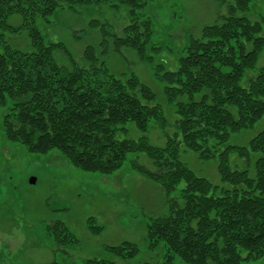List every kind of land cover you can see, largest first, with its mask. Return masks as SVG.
<instances>
[{"label": "trees", "instance_id": "obj_1", "mask_svg": "<svg viewBox=\"0 0 264 264\" xmlns=\"http://www.w3.org/2000/svg\"><path fill=\"white\" fill-rule=\"evenodd\" d=\"M150 1L0 0V29L24 32L29 40V48L22 49L0 33L5 137L31 152L57 151L74 167L104 175L119 171L128 155L146 154L152 167L133 160L132 169L158 184L166 196L168 213L151 217L146 225L148 248L162 251L163 264L262 259L264 127L249 145H231L229 140L264 118V66H257L264 50V16L252 20L246 15L251 0H216L226 14L181 49L176 70H166L147 54L153 23L143 11ZM102 4L128 8L130 22L114 34L113 50H135L166 83L167 99L177 115L172 134L166 131L170 123L155 92L136 74H113L91 46L77 60L63 42L46 40L38 27V21L48 20L57 9ZM13 15L21 18L17 26L9 23ZM101 48V54L109 52L105 39ZM129 123L143 136L128 138ZM153 124L165 133L164 146L150 143L146 133ZM183 149L216 160L222 183L215 185L190 169L181 159ZM87 224L92 234L103 230L95 218ZM47 230L59 248L79 244L64 222ZM108 249L120 259L140 252L133 242Z\"/></svg>", "mask_w": 264, "mask_h": 264}, {"label": "rangeland", "instance_id": "obj_2", "mask_svg": "<svg viewBox=\"0 0 264 264\" xmlns=\"http://www.w3.org/2000/svg\"><path fill=\"white\" fill-rule=\"evenodd\" d=\"M143 13L153 23L148 56L154 58V64L176 70L181 49L191 38L200 37L206 25L226 14V9L216 0H151ZM246 15L260 20L264 16V0H251ZM92 21L97 26H92ZM128 22L126 6L102 4L79 7L76 11L57 9L48 20L38 21V27L46 40L63 42L77 60L81 61L85 49L91 46L113 74H136L155 92L156 103L170 123L166 131L172 134L177 115L167 99L166 83L135 50H113L114 34L120 33ZM9 23L17 26L21 18L13 15ZM0 33L12 46L29 48L24 32L0 29ZM104 39L109 46L107 54H101ZM153 46L159 50H152ZM257 66H264V50ZM2 118L0 112V264H98L95 260L105 261L103 264H163L162 251L148 248L146 225L151 217L168 213L166 196L158 184L132 169L133 160L152 167L146 154L128 155L122 168L111 175L83 171L57 151L35 153L9 141L3 132ZM127 127L128 138L143 136L133 123ZM263 127L264 118L254 128L232 134L229 143L249 145ZM146 135L151 144L165 145L166 136L159 125L153 124ZM236 158L235 155L231 158L232 165ZM181 159L197 175L215 185L222 183L216 160H203L184 149ZM91 217L103 227L98 235L88 228L87 220ZM58 221L65 223L79 244L62 249L53 243L47 226ZM124 242L135 243L140 249L138 255L120 259L108 249ZM175 264L186 263L177 260ZM242 264H264V257Z\"/></svg>", "mask_w": 264, "mask_h": 264}, {"label": "water", "instance_id": "obj_3", "mask_svg": "<svg viewBox=\"0 0 264 264\" xmlns=\"http://www.w3.org/2000/svg\"><path fill=\"white\" fill-rule=\"evenodd\" d=\"M32 182H35V180L33 179Z\"/></svg>", "mask_w": 264, "mask_h": 264}]
</instances>
